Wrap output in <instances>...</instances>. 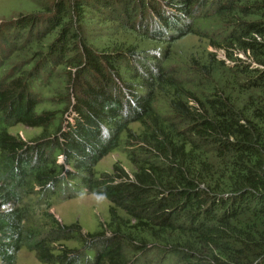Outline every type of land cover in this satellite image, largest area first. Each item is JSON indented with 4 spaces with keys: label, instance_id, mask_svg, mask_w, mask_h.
<instances>
[{
    "label": "trees",
    "instance_id": "1",
    "mask_svg": "<svg viewBox=\"0 0 264 264\" xmlns=\"http://www.w3.org/2000/svg\"><path fill=\"white\" fill-rule=\"evenodd\" d=\"M36 4L0 64V264H264V0ZM73 192L98 231L52 212Z\"/></svg>",
    "mask_w": 264,
    "mask_h": 264
},
{
    "label": "rangeland",
    "instance_id": "2",
    "mask_svg": "<svg viewBox=\"0 0 264 264\" xmlns=\"http://www.w3.org/2000/svg\"><path fill=\"white\" fill-rule=\"evenodd\" d=\"M37 6L36 0H1L0 1V55L3 50L5 57L0 59V64H4L5 58L7 59L8 53L10 54L11 45H17V38L13 36V32L8 30L7 24L14 18L18 19V16L22 14V17H26L29 13H34L33 6ZM39 11V10H38ZM13 20V21H14ZM9 38V41H8ZM26 36L21 41L24 42ZM196 44L195 39L185 38L177 45V49L182 57L189 55V50ZM154 54V53H153ZM15 59H13L14 61ZM12 59L7 60V66L11 63ZM12 61V62H13ZM47 94V93H46ZM14 134H20L22 139L31 140L40 134L39 130L28 129L23 126H15L11 129ZM126 151H117L104 157L98 165H95V170L100 177L103 173H113L115 165H123L128 171H130L129 161L125 159ZM59 160H62L60 157ZM67 169H70L67 167ZM55 206L53 213L62 225L69 226L78 223L82 228L83 235L88 233H94L99 230V224L105 223L108 219V210L111 203L105 197L98 196L96 194H77L65 193L62 197L58 195L57 200H52ZM108 235H110L108 233ZM70 246L72 244L68 243ZM17 264H44L37 259L36 254L24 249L18 256Z\"/></svg>",
    "mask_w": 264,
    "mask_h": 264
},
{
    "label": "clouds",
    "instance_id": "3",
    "mask_svg": "<svg viewBox=\"0 0 264 264\" xmlns=\"http://www.w3.org/2000/svg\"><path fill=\"white\" fill-rule=\"evenodd\" d=\"M160 3V2H159ZM162 4V3H161ZM160 7V6H159ZM162 7V6H161ZM13 20H14V18H13ZM158 29V28H157ZM155 30V29H154ZM62 157V156H61ZM62 160H63V157H62Z\"/></svg>",
    "mask_w": 264,
    "mask_h": 264
}]
</instances>
